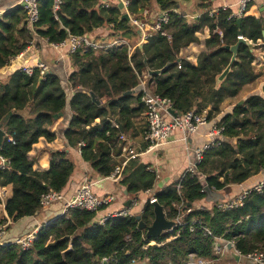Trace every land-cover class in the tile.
<instances>
[{
    "label": "trees",
    "instance_id": "16d2710c",
    "mask_svg": "<svg viewBox=\"0 0 264 264\" xmlns=\"http://www.w3.org/2000/svg\"><path fill=\"white\" fill-rule=\"evenodd\" d=\"M192 1L198 16L188 21L177 12L179 0H130L127 10L135 18L143 19L146 10L149 20L163 12L167 15V22L160 30L141 44H138L140 33L129 20L122 18L123 9L118 7L117 0H62L55 13L52 0L39 1V18L35 24L37 44L43 39L58 43L70 35L84 34L105 41L99 49L70 54L73 71L65 81L49 70L38 82L37 70L27 75L19 68L7 78H1L10 58L22 52L34 38L22 7L16 5L3 13L0 124L12 141L5 138L0 147V156L9 162L0 169V187L11 186L12 191L5 201L11 222L8 230L20 219L40 212L42 194L49 190L63 192L76 170L75 160L64 150L48 152L46 169L35 170V160L31 157L34 145L40 140L56 139L54 123L66 113L70 114L63 131L66 147L79 149L93 175L108 177L117 164L113 155L121 151L120 137L127 134L132 119L145 111L141 101L143 91L125 92L140 83L146 68L158 70L167 65L161 74L147 75L146 91L170 98L175 112L180 114L207 110L209 121L220 112L225 99L235 97L244 85L259 77L252 65V48L262 39L264 18L243 13L238 24L239 17L230 16L228 9L220 8L210 15L211 0ZM204 28H208L210 36L204 40L205 48L197 62L181 57V50L198 42L196 33ZM239 31L252 46L238 45L230 72L216 84L217 76L232 55L228 47L237 43ZM113 39L123 40L125 44L111 46L109 42ZM91 93L99 104L92 100ZM220 123L227 141L203 153L196 173L185 172L153 193L168 219L177 213L172 204L183 201L186 210L190 209L185 220L199 219L202 224L195 225L193 231L186 225L176 239L143 249L147 240L145 232L138 229L136 216L151 224L153 204L149 199L140 213L113 216L103 223L96 218V212L71 208L43 225L29 248L22 249L16 244L0 246V264H184L190 254L215 264L219 257L214 250L215 237L233 241L242 255L253 250L264 253V187L261 192L251 190L237 208L222 210L215 204L210 208L196 207L205 199L204 186L222 193L226 186L241 184L264 171V97L251 95L242 104H235ZM155 178L149 164L134 159L124 167L119 183L129 197H135L139 192L151 190ZM204 227L211 235L204 233ZM166 237L168 234H163L156 240ZM103 257L107 261L103 262Z\"/></svg>",
    "mask_w": 264,
    "mask_h": 264
},
{
    "label": "crops",
    "instance_id": "0c3cea01",
    "mask_svg": "<svg viewBox=\"0 0 264 264\" xmlns=\"http://www.w3.org/2000/svg\"><path fill=\"white\" fill-rule=\"evenodd\" d=\"M17 2L18 0H2L1 8L5 12L16 6ZM238 2L239 0H211V7L208 12L211 15L220 8L223 10L228 9L231 11L230 16L241 17L242 15H238ZM177 12L183 14L188 21H192V18L198 16V14H195L194 7H184L183 4L179 6ZM245 14L252 15L256 18H264V0H251L248 4L247 11L245 12ZM144 15L148 17L149 12L147 10L144 11L143 16ZM196 36L198 38V42L189 44L180 52L181 57L193 63L197 62L198 55L205 48L204 40L210 36L208 28H204L203 30L197 32ZM32 41V44L28 46L25 50H23V54L18 57L14 62L10 63L8 68H6L1 73V78H7L14 69H20L22 66H33L36 60L39 59L44 61L49 66V70L56 72L65 81L67 76L73 71V67L70 61V55L66 54L64 50L57 51L53 48L51 43H48L44 39L41 40L39 44H37L36 38H34ZM254 46L255 47L252 48V52L254 55L252 65L254 66L255 70L259 72V77L255 81L244 85L235 97L225 99L220 104V112L217 115L213 116L212 119L208 122V124L199 126L197 130L192 134H187L186 140L183 138V132L177 130L172 134L168 142L160 144L152 149H148L147 143L143 140V134L147 128L144 112L132 119V125L124 137L131 142V148L136 154V156L130 159L127 164L131 160L138 159L144 164H149L151 171L153 169L156 171V174L158 176L157 178H155L156 180L154 186L150 190V192H139L137 196L129 197L127 192L125 193V188L119 183V181L115 182L109 179L108 177H100L97 175H93L91 173L89 163L82 160L79 149H71L66 147L65 145L63 131L68 124V120L70 118L69 113H66L65 116L59 118L54 123L53 131L56 133L57 136L54 141L45 142L40 140L34 145V148L31 151V157L35 160L33 168L35 170L46 169L48 167V152L51 150H64L76 162V170L70 176L62 192L65 196L64 200H67L68 198H73L83 178L86 177L92 182V191L96 195L104 196L106 194H112L116 197V200L113 203L104 207L96 213V218L98 219V221H100L103 217L107 216L108 214H111L112 212L124 207V203L128 199H130L132 203H130V206L126 208L130 209L131 214L133 215L136 213H140L143 208L144 202L149 199L151 194L161 190L165 186L171 184L172 182L178 180L183 176V174L188 169L190 161L194 159L195 149L202 147L208 142L207 132L210 126H212L213 124L221 125V118L226 114H229L233 110L235 104H239L240 101L243 102L247 97L251 95H259L264 97L263 35L262 39H258ZM69 95H71V91H69ZM141 117H144V119L141 120ZM98 121L99 120L96 119V122ZM224 136L225 135L223 134V138ZM227 139H223V141H227ZM122 142V145L126 144V141ZM113 158L117 162V164H120L124 160V155L120 151L118 155H113ZM196 172L197 171L195 168L194 173ZM201 177L203 179L205 178V176L203 175H201ZM263 178L264 171L248 178L241 184H230L226 186L222 192L224 200L234 198L243 191L252 189ZM11 192V186H7L6 194L8 197H10ZM219 201L223 200H218L214 203H207L204 199L200 201L198 205H196V207L210 208L212 204H216ZM61 206L62 203H54L50 206V208L38 213V215L36 214L31 217L20 219L18 222L11 225V228L8 230V236L10 238H13L25 235L27 232L34 229L36 226L43 224L47 220H53L55 217H57V212L60 210ZM222 257L229 258L233 262V264H247L243 263L244 260L243 262H240L242 261V259L240 258L234 259L227 252ZM220 259L221 257L216 261L215 264H217Z\"/></svg>",
    "mask_w": 264,
    "mask_h": 264
},
{
    "label": "built area",
    "instance_id": "2783aa9c",
    "mask_svg": "<svg viewBox=\"0 0 264 264\" xmlns=\"http://www.w3.org/2000/svg\"><path fill=\"white\" fill-rule=\"evenodd\" d=\"M41 0H18L17 5L23 8L26 15V22L30 33L36 38L35 34V24L39 18V10L38 3ZM130 0H117L118 3L122 5L123 13H127L129 15V21L133 24V26L140 33V42L146 43L147 39L152 35L153 32L159 31L161 25L167 22V15L163 12L160 15H154L151 20L144 15L143 19H138L129 14L127 7ZM251 0H239L238 2V15L241 16L243 13L247 11L248 4ZM52 9L55 13L60 9V5L62 0H52ZM2 0H0V17L3 15L4 10L1 8ZM146 14V12H145ZM218 34L221 35V31L218 30ZM32 38V40L34 39ZM30 41L28 46L32 44L33 41ZM46 41V39H44ZM104 40H96L91 37L89 34L84 35H70L65 40L58 43H51L53 48L57 51H65L66 54H73L79 51H86L90 48L99 49L103 46ZM125 44L123 40L113 39L109 42L111 46H119ZM27 46V47H28ZM26 47V48H27ZM25 48V49H26ZM24 49V50H25ZM23 54V51L19 54L10 58L9 63L14 62L18 57ZM21 71L26 73L27 75L33 74L34 70L38 71L40 77H44V75L49 71V66L42 60H36L33 66H22L20 68ZM147 79V73L143 72L142 78L139 84L144 86V83ZM141 101L144 105L145 111V119L147 128L143 134V140L147 143V148L152 149L160 144H164L168 142L174 132L180 130L184 134V139L186 140L187 134L194 133L199 126L208 124L209 120L207 118V110H203L200 113H195L194 111H189L180 116H175L171 113V110H174V102L166 97L162 96L158 93L146 91L143 89V93L141 96ZM168 118H167V117ZM114 126L117 127V124L114 123ZM224 127L222 125L213 124L210 126L207 137L208 142L204 144L202 147L196 148L194 151V159L190 161L188 165V169L186 172H195L196 166L201 162L203 158V153L214 147L219 146L223 141ZM5 138L8 141H12L11 137H8L6 133ZM120 140L126 141V144L121 146V152L124 155V160L120 164H116L113 171L108 176L112 181L118 182L122 178V173L124 167L127 162L134 158L136 154L131 148V142L128 141L125 137L121 136ZM9 164V162L0 156V169H3ZM155 174L156 171L152 170ZM156 174V178H157ZM180 186L178 185V188ZM264 187V178L261 179L252 189L245 190L242 193L238 194L234 198H229L223 201H219L215 204L216 208L222 210H230L233 208L240 207L248 193L251 190H255L257 192H261ZM146 192H150V190H146ZM8 198L6 194V186L0 187V246H4L7 244H16L19 245L22 249H27L31 246L32 242L36 239L37 233L39 229L50 222L47 220L43 224L36 226L34 229L27 232L25 235L19 237L10 238L8 236V226L11 223L5 211V201ZM65 196L62 192L49 190L42 194L39 199L40 212H43L50 208V206L54 203H62L60 210L57 212V216H61L67 212V210L71 208H81L90 212H98L100 208L106 207L113 203L116 200V197L112 194H106L104 196H98L92 191V182L88 178H83L79 188L77 189L73 198H68L64 200ZM64 200V202H63ZM156 202V198L153 194L149 197V203L153 204ZM132 203V202H131ZM172 206L177 208V213L175 217L171 220L174 221L173 226L165 231L163 234H168L164 240H156L147 239L146 244L143 246V249H146L148 246H161L165 242H168L172 239H176L179 235V230L183 229L186 225L189 226L190 231H193L195 225H202L199 219H191L190 221L185 220L186 213L190 211L184 207L183 201L178 203H173ZM202 208V207H201ZM38 212V213H40ZM38 215V214H37ZM132 215L129 208L122 207L111 214L103 217L99 222L103 223L110 217L119 216L125 217ZM178 229V230H177ZM177 230V231H176ZM176 231V232H175ZM204 233L211 235V232L204 227ZM162 234V235H163ZM214 250L216 254L219 256L215 261H217L220 257H222L226 252L230 254L229 249L227 248L228 244L232 245V250L239 255V258L244 260L247 264H264V253L261 250H253L246 254H241L234 247V242L222 239L220 237H215ZM102 261H107L106 257L102 258ZM134 264V263H131ZM140 264H146L144 262ZM184 264H212V261L195 258L193 254L189 255L188 261Z\"/></svg>",
    "mask_w": 264,
    "mask_h": 264
},
{
    "label": "water",
    "instance_id": "95a60500",
    "mask_svg": "<svg viewBox=\"0 0 264 264\" xmlns=\"http://www.w3.org/2000/svg\"><path fill=\"white\" fill-rule=\"evenodd\" d=\"M180 4L186 5L188 7L192 6V0H179ZM118 7L120 9H122V5L119 3ZM122 18L125 20H129V15L127 13H123ZM241 21L240 17L237 19V23L239 24ZM262 35L264 36V30L262 31ZM240 43H245L248 44L249 46H252L251 42L249 40H247L246 38H244L241 35V32H238V40L237 43L234 44L233 46H229L228 48L230 49V51L232 52L231 58L229 63L227 64V66L224 68V70L217 76L216 78V84H219L222 80H224V78L227 76V74L230 72L231 70V66L232 63L234 61H236V53H237V47ZM167 65H165L163 68L158 69V70H151L149 68H146V73L149 77H152L154 75H159L161 74L165 69H166ZM42 80V77H39L38 82H40ZM144 86L142 84H138L133 90L131 91H127L125 92V94H129V93H137L140 91H143ZM91 97L92 100L99 104V100L98 98L91 93ZM242 101L239 102V104H241ZM171 113L175 116H180L181 114L179 112H175L174 110H171ZM11 114V112H9L2 120V123L5 122V120L8 118V116ZM54 118H57V115H54ZM5 135L6 132L3 130L1 124H0V147L5 139ZM224 140H226L227 138L224 136L223 138ZM203 192L205 193V201L207 203H214L218 200H224V196L221 192H217L214 191L213 189H211L208 186H204L203 188ZM126 193V191H125ZM131 200L128 199L125 203H124V207H128L130 206ZM36 214H38L36 212ZM35 214V215H36ZM136 219L138 221V229L141 231L145 232V237L147 239H156L159 238L165 231H167L168 229H170L173 224L174 221L170 220L166 217L165 215V211L163 209V206L160 205L158 202L153 203V220L151 222V224L147 225L146 223H144L141 219L140 216H136ZM227 248L230 251L231 256L234 259H239V255L236 254L233 250H232V245L228 244Z\"/></svg>",
    "mask_w": 264,
    "mask_h": 264
},
{
    "label": "rangeland",
    "instance_id": "374dc122",
    "mask_svg": "<svg viewBox=\"0 0 264 264\" xmlns=\"http://www.w3.org/2000/svg\"><path fill=\"white\" fill-rule=\"evenodd\" d=\"M183 6L185 7L186 5H183ZM143 119H144V117H141V120H143ZM240 262H243V260ZM230 263L233 264V262L229 258L221 257V259L218 261L217 264H230ZM243 263H246V262L244 261Z\"/></svg>",
    "mask_w": 264,
    "mask_h": 264
}]
</instances>
